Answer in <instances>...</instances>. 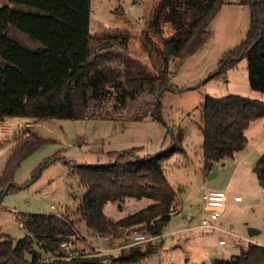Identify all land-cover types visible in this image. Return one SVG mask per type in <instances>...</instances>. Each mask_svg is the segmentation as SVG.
Masks as SVG:
<instances>
[{
  "label": "trees",
  "instance_id": "trees-1",
  "mask_svg": "<svg viewBox=\"0 0 264 264\" xmlns=\"http://www.w3.org/2000/svg\"><path fill=\"white\" fill-rule=\"evenodd\" d=\"M229 3L247 6L251 22L245 40L225 56L219 71L235 67L245 57L249 86L264 95V0H159L143 38L153 70L136 58L107 52L108 42L95 44L88 25V0H8L0 7V122L105 118L91 109V92L104 83L118 87L122 106L147 88L157 96L153 112H147L159 115L161 89H173L170 64L203 47L210 24ZM164 24L172 30L167 38L161 37ZM112 62L123 69L110 67ZM201 113L203 168L208 172L214 164L233 159L245 149V131L252 122L264 119V101L239 95L206 96ZM182 137L179 132L171 149L157 157L139 159L134 148L111 154L115 161L110 165H73L85 190L73 216L17 217L27 234L15 244L0 234V264H103L108 258L91 253L64 257L60 245L76 243L81 223L87 233L99 238H120L134 226L150 236L162 235L177 210L176 193L164 174L163 162L174 153H185ZM46 142L31 133L14 144L0 175V197L5 190L15 189L13 179L21 162ZM252 170L264 182V152ZM143 198L151 203L121 219L103 214L108 203ZM36 245L47 259L33 258ZM154 252L150 246L132 247L113 263L137 264ZM211 264H264V246L251 244L238 255L217 258Z\"/></svg>",
  "mask_w": 264,
  "mask_h": 264
},
{
  "label": "rangeland",
  "instance_id": "rangeland-1",
  "mask_svg": "<svg viewBox=\"0 0 264 264\" xmlns=\"http://www.w3.org/2000/svg\"><path fill=\"white\" fill-rule=\"evenodd\" d=\"M158 1L88 0V25L95 44L108 42L107 52L136 58L153 70L143 38L146 23ZM7 3L8 0H0V7ZM250 22L247 6L229 3L221 7L209 26V38L203 47L195 55L170 64L173 89H161L159 115L149 113L154 110L157 96L151 95L147 88L134 101L122 106L118 101V87L104 83L91 92V109L105 118L0 122V175L11 148L19 139L34 133L48 141L24 159L16 170L15 189L7 192L0 201V234L8 235L14 244L18 243L27 234L17 221L23 214L73 216L85 193L73 173V165H110L115 161L111 154L134 148H137L135 157L139 159L158 156L171 149L174 138L181 132V147L185 153H174L163 162L164 174L176 193L177 207L163 230V237L133 245L134 231L146 234L139 226L124 230L120 238L108 239L91 236L81 223L77 226L80 239H76V246L85 254L108 258L103 264H116L114 259L130 248L147 246L155 252L137 264H210V260L202 261L203 249L191 238L200 232L186 229L200 224L204 216L203 195L220 190L229 197V203L221 221L222 232L205 234L209 246L213 251L226 253L228 258L239 254L247 244L246 239L264 246V186L252 170L264 152V119L250 124L245 131V149L226 160L224 166L217 163L205 172L202 157L201 110L206 96L264 98L249 86L245 57L240 58L235 67L219 71L225 56L245 40ZM171 34L169 25H162L161 37L167 38ZM109 66L123 69L117 62ZM235 196L242 202L235 203ZM150 203L145 198L108 203L103 207V214L118 220ZM249 229L260 233L250 238ZM173 232V237L168 235ZM219 241H225L226 245L220 246ZM101 247L112 251L97 252L96 248ZM38 248L36 245V251ZM33 258L47 259L48 256L38 250Z\"/></svg>",
  "mask_w": 264,
  "mask_h": 264
},
{
  "label": "built area",
  "instance_id": "built-area-1",
  "mask_svg": "<svg viewBox=\"0 0 264 264\" xmlns=\"http://www.w3.org/2000/svg\"><path fill=\"white\" fill-rule=\"evenodd\" d=\"M235 202H240L241 198L236 196L234 198ZM205 207L208 209V214L206 217L202 218L199 228L209 232H222L221 228V219L223 217L224 211L227 204V195L223 191H210L204 196ZM174 232L168 234L173 237ZM163 235L150 236L140 232H133L131 236V244H141V243H150L154 240L162 238ZM77 240L80 239L78 236ZM220 245H224L225 241H219ZM251 244H247L245 249ZM60 248L64 251V257L66 259L74 258L80 256L83 252L76 246V243L69 245L67 242H62ZM96 251L99 253H106L112 250L106 248H96Z\"/></svg>",
  "mask_w": 264,
  "mask_h": 264
},
{
  "label": "crops",
  "instance_id": "crops-1",
  "mask_svg": "<svg viewBox=\"0 0 264 264\" xmlns=\"http://www.w3.org/2000/svg\"><path fill=\"white\" fill-rule=\"evenodd\" d=\"M261 100H264V98H260ZM258 121V120H257ZM255 122V121H254ZM253 123V122H252ZM225 162H226V160L225 161H223V162H221V163H218V165H220V166H224V164H225ZM221 191V190H220ZM207 193H205L204 195H203V202H204V196L206 195ZM236 197V196H235ZM234 197V198H235ZM228 200H229V197L227 196V204H226V208H227V206H228ZM235 202V201H234ZM242 202V200L240 201V202H235V203H241ZM202 211H203V214H204V216L202 217V218H204V217H206L207 216V214H208V209H206V207H205V205L202 207ZM225 212V211H224ZM46 214H48V213H46ZM222 219H223V217H222ZM222 219H221V221H222ZM199 226H200V224H198V225H196V227H193V228H187L186 230L187 231H199L200 233H198L197 235L196 234H194V235H192L191 236V238L193 239V242L194 243H196L197 242V244L203 249V253L201 254V258H202V261H204V262H206L207 260H210V262H212L214 259H217L219 256H224V257H222V258H228V255H226V253H224V252H222L221 250H219V251H213V249L209 246V244H208V242H209V240H208V238L205 236V234H206V232H209V231H206V230H202V229H200L199 228ZM189 229V230H188ZM186 232V231H185ZM260 233V232H259ZM258 233V234H259ZM257 234V235H258ZM163 235V234H162ZM246 243L248 244H256V245H260V246H263V245H261V243L260 244H258V243H256L254 240H250V239H246ZM246 244V245H247ZM220 245V244H219ZM226 245V243L224 244V245H220V246H225ZM199 247V248H200ZM244 249H245V246L243 247ZM199 256H200V254H199ZM234 256V255H233ZM232 257V256H231ZM200 258V257H199ZM200 263V262H199ZM203 264H205V263H203ZM211 264V263H210Z\"/></svg>",
  "mask_w": 264,
  "mask_h": 264
},
{
  "label": "water",
  "instance_id": "water-1",
  "mask_svg": "<svg viewBox=\"0 0 264 264\" xmlns=\"http://www.w3.org/2000/svg\"><path fill=\"white\" fill-rule=\"evenodd\" d=\"M154 157H157V156H154ZM261 186H264V182H260ZM8 191L5 190L4 193L1 195L0 197V201L2 200V198L4 197V195L7 193ZM259 232L257 230H254V229H249L248 230V236L251 238V237H254L255 235H257Z\"/></svg>",
  "mask_w": 264,
  "mask_h": 264
}]
</instances>
